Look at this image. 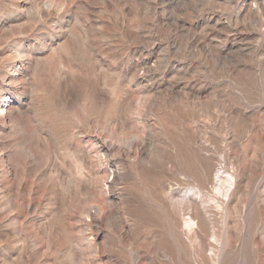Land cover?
Returning a JSON list of instances; mask_svg holds the SVG:
<instances>
[{
    "label": "rangeland",
    "instance_id": "obj_1",
    "mask_svg": "<svg viewBox=\"0 0 264 264\" xmlns=\"http://www.w3.org/2000/svg\"><path fill=\"white\" fill-rule=\"evenodd\" d=\"M261 18L264 0H0V264H264Z\"/></svg>",
    "mask_w": 264,
    "mask_h": 264
},
{
    "label": "bare ground",
    "instance_id": "obj_2",
    "mask_svg": "<svg viewBox=\"0 0 264 264\" xmlns=\"http://www.w3.org/2000/svg\"><path fill=\"white\" fill-rule=\"evenodd\" d=\"M261 8V7H260ZM259 10V9H258ZM254 12V11H253ZM262 13V10H261ZM255 14V13H254ZM156 16V15H155ZM256 19V18H255ZM261 26H264V18H261L259 20H257ZM263 37V36H262ZM108 141V139H106ZM124 140V139H123ZM132 140V139H131ZM104 141V140H103ZM110 141V140H109ZM122 141V140H121ZM133 141H135V139L133 138ZM142 141V140H141ZM147 141V140H146ZM115 142V141H114ZM120 142V141H118ZM130 140L127 142L129 143ZM110 143V142H109ZM131 143V142H130ZM133 143V142H132ZM137 143V142H135ZM139 143V142H138ZM135 144V153L137 155H143L144 154V145L142 144ZM141 143V142H140ZM121 145V142H120ZM119 145V146H120ZM124 146V144H122ZM142 145V146H141ZM147 146V145H146ZM128 147V146H127ZM102 148L104 151L106 152H110L111 150L116 151V154L119 157V160L121 161L123 158L129 157L130 156V148H125V147H113L112 145H108L106 142H103ZM131 148H133V146H131ZM99 149V148H98ZM101 150V149H100ZM99 150V151H100ZM134 150V148H133ZM147 151V150H146ZM134 152V151H133ZM105 154V153H104ZM114 155V154H113ZM112 156V155H111ZM135 156V155H134ZM132 157H133V153H132ZM117 158V157H116ZM131 158V157H130ZM119 161V162H120ZM123 162V160H122ZM117 165V164H116ZM124 168V167H123ZM111 173V172H110ZM113 175V179L112 181H110L111 176H110V189L109 191L106 192V197L108 196L111 201H113L116 204H121V200L123 198V195L125 194V192H121V190L117 187L118 182L121 180L122 178V173H121V169H119L118 167H116V169L114 171H112L111 173ZM184 181V180H183ZM186 181V180H185ZM182 183V181H181ZM108 185V184H107ZM122 189V188H121ZM129 195V194H128ZM118 206V205H117ZM94 210V218L96 220L100 219V214H101V208L99 206H94L93 207ZM127 210V209H126ZM109 217V216H108ZM104 218V217H103ZM126 218V217H125ZM127 219V218H126ZM104 220V219H103ZM129 221V220H128ZM132 221V220H131ZM96 222V221H95ZM101 222V221H100ZM98 224V223H97ZM122 225V228L127 232L128 231V227H127V222L125 220V222L123 221L122 223H120ZM187 226L191 227L192 226V222L191 220L186 222ZM130 232V231H129ZM241 253V252H240ZM242 254V253H241ZM172 258V257H171ZM175 261V260H174ZM176 263V262H175Z\"/></svg>",
    "mask_w": 264,
    "mask_h": 264
}]
</instances>
